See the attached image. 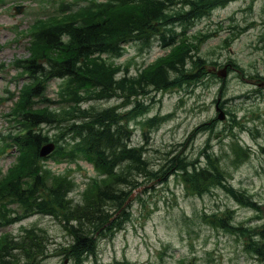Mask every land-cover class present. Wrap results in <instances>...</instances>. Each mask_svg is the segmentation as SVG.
I'll return each mask as SVG.
<instances>
[{"label":"trees","instance_id":"16d2710c","mask_svg":"<svg viewBox=\"0 0 264 264\" xmlns=\"http://www.w3.org/2000/svg\"><path fill=\"white\" fill-rule=\"evenodd\" d=\"M227 1L231 0H91L76 10L67 6V11L39 18L32 25L30 56L15 62L24 83L7 114L18 129L5 137L9 142L1 150L17 152L4 175L0 169L1 229L32 215L52 217L70 236L62 248L63 263L78 264L82 255H96L102 236L123 228L130 217L125 213L126 201L139 186L163 184L166 175H175L190 194L201 197L221 189L237 205L254 211V219L260 222L252 227L236 224L230 208L203 212L198 219L243 238L245 250L264 264V205L229 183L230 175L220 167L219 157L203 148L202 163L182 150L163 152L159 161H152L147 146L131 143L129 123L148 109L143 100L148 94L179 88L197 81H190L196 74H204L206 62L195 54L202 34L177 40L175 26H183L186 32ZM154 39L170 48V57L155 60L135 76L109 62L123 54L125 45H147ZM189 62L193 72L186 70ZM54 80L60 82L57 100L47 97ZM112 100L120 103L95 106ZM133 100L134 108L125 110ZM167 118L156 115L142 121L146 141ZM43 126L56 129L54 135L43 133ZM231 137V162L236 167L251 148L236 135ZM49 143L54 146L51 158L76 167L83 161L95 172L78 202L68 197L74 188L70 169L51 176L43 164L46 158L39 157L41 147ZM45 242V232L37 228L25 230L17 239L1 234L0 264H38L47 257Z\"/></svg>","mask_w":264,"mask_h":264},{"label":"rangeland","instance_id":"374dc122","mask_svg":"<svg viewBox=\"0 0 264 264\" xmlns=\"http://www.w3.org/2000/svg\"><path fill=\"white\" fill-rule=\"evenodd\" d=\"M89 1L0 0L2 175L12 167L17 156L14 149L1 150L6 141L9 142L5 137L18 129L17 122L10 121L13 117H7V114L24 83V78H18L15 62L30 56V28L39 18L61 14L67 11V6L76 10ZM14 6H22L21 12L17 13ZM182 27L175 26V32L180 35L177 40L202 34L199 44L195 43V54L196 58L206 62L204 74L195 72L196 76L190 81H197L183 84L182 88L148 94L143 99L148 109L138 117L136 113V119L129 123L131 143L133 146H147V157L152 161H159L163 152L182 150L187 157L198 158L202 163L199 153L208 148L207 152L211 151L220 158V167L230 175L229 183L264 205V0L227 1L214 8L209 16L188 26L186 32ZM169 53L170 48L162 47L157 39L147 45L131 42L124 46L120 57L109 62L116 67H126L128 75L135 76L155 60L170 57ZM186 65V70L193 72L191 63ZM223 67H226L224 78L218 75ZM59 85L57 80L50 82L48 98L58 99ZM116 103L120 101L96 103L95 106ZM217 103L219 112L216 111ZM133 106L134 100L125 110H131ZM220 112L224 114L222 121L217 119ZM156 115L168 118L150 131L146 141L143 137L146 128L141 123ZM55 131L51 127H42V132L49 137ZM231 134L236 135L246 148H251L249 156L236 167L231 162ZM51 154L44 157L43 164L51 176L70 169L69 179L74 180V188L68 197L78 202L95 172L86 162L80 161V167H76L60 163L51 158ZM165 178L168 179L163 184L158 181L139 186L126 201L125 213L130 217L123 228L111 231L106 238L102 236L96 255H82L78 264H263L245 250L243 238L239 240L233 234L207 226L198 219L203 212L230 208L236 224L252 227L260 222L254 219V211L237 205L221 189L211 190L200 197L185 190L177 176L166 175ZM36 228L43 230L46 236L47 257L38 264H72L70 260L63 263L65 255L62 250L70 236L52 217L29 216L0 228V235L8 234L17 239L25 230Z\"/></svg>","mask_w":264,"mask_h":264},{"label":"water","instance_id":"95a60500","mask_svg":"<svg viewBox=\"0 0 264 264\" xmlns=\"http://www.w3.org/2000/svg\"><path fill=\"white\" fill-rule=\"evenodd\" d=\"M15 9H16L17 13H20V11L22 10V7H16ZM225 68L226 67L222 68V70L220 72H218V75L221 76L222 78L225 77V73H226ZM216 111L219 112V108L217 107V105H216ZM217 119L220 121L224 120V114H222L220 112L219 115L217 116ZM53 150H54L53 144H51V143L46 144V145L41 147V149L39 151V156L41 158H44V157L48 156Z\"/></svg>","mask_w":264,"mask_h":264}]
</instances>
